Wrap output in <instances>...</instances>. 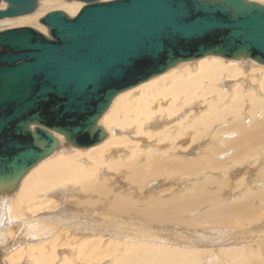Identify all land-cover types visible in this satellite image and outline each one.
<instances>
[{
    "label": "bare ground",
    "instance_id": "6f19581e",
    "mask_svg": "<svg viewBox=\"0 0 264 264\" xmlns=\"http://www.w3.org/2000/svg\"><path fill=\"white\" fill-rule=\"evenodd\" d=\"M84 5L38 0L0 26L46 36L48 11ZM253 62L179 63L112 100L98 145L58 136L0 199L1 264H264V65Z\"/></svg>",
    "mask_w": 264,
    "mask_h": 264
},
{
    "label": "water",
    "instance_id": "95a60500",
    "mask_svg": "<svg viewBox=\"0 0 264 264\" xmlns=\"http://www.w3.org/2000/svg\"><path fill=\"white\" fill-rule=\"evenodd\" d=\"M0 20L38 0H0ZM28 28L0 31V199L60 147L106 138L99 120L125 90L207 56L264 65V5L250 0H65ZM1 264V260H0Z\"/></svg>",
    "mask_w": 264,
    "mask_h": 264
},
{
    "label": "rangeland",
    "instance_id": "374dc122",
    "mask_svg": "<svg viewBox=\"0 0 264 264\" xmlns=\"http://www.w3.org/2000/svg\"><path fill=\"white\" fill-rule=\"evenodd\" d=\"M256 2H258V1H256ZM259 3H260V2H259ZM48 12H51V11H48ZM48 12H47V13H48ZM45 14H46V13H45ZM39 25H40V24H39ZM0 27H1L2 29H5V28L7 29V28H8L7 25L0 26ZM46 36H47V35H46ZM192 63H193V62H192ZM253 63H254V62H253ZM186 64H189V63H186ZM57 151H58V150H57ZM57 151H56V152H57ZM188 179H190V178H188ZM182 181H184V180H182ZM165 187H166V186H165Z\"/></svg>",
    "mask_w": 264,
    "mask_h": 264
}]
</instances>
